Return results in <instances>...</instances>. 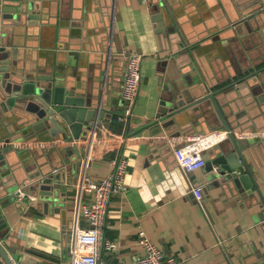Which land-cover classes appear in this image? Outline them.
I'll return each mask as SVG.
<instances>
[{"label": "crops", "instance_id": "obj_1", "mask_svg": "<svg viewBox=\"0 0 264 264\" xmlns=\"http://www.w3.org/2000/svg\"><path fill=\"white\" fill-rule=\"evenodd\" d=\"M146 1L116 0L112 14L113 0H49L38 24L16 36L18 44L22 43L18 51L30 63L57 51L73 53V76L79 84L76 95L86 102L99 99L97 112L105 108L107 113L99 125L96 113L95 130L84 142L81 157L69 155L50 134L41 137L33 132L15 143L18 189L35 179L29 177L34 172L41 179L60 176L47 191L51 200L26 193L24 199H17L25 205L24 211L16 203L5 209L12 237L6 247L16 261V256L26 255L39 264H70L68 249L72 228L78 223L76 209L91 199L80 185L86 178L102 181L114 170L116 160L126 158L125 186L110 198L103 231V241L117 245L114 250L101 246L106 264H135L143 253L141 229L178 264H264V220L259 217L264 213L261 104L257 100L246 103L234 92L218 97L226 120L236 126L234 132L249 140L245 151L259 190H241L223 176L215 183L204 167L185 173L175 159L176 147L208 146L205 158L226 132L188 141L181 128H163L158 118V80L169 83V71L180 70L179 63L188 54L201 77L222 81L211 90L242 77L249 65L264 60V4L239 32L236 26L244 25V15L252 10L246 5L240 9L236 0H163L169 16L162 18V27L152 19ZM169 25L174 32L168 30ZM177 38L189 52L183 61L171 64L175 54L184 53ZM133 52L142 56V77L132 115L123 121L126 54ZM209 115L220 124L212 107ZM20 119V113L0 110V128L12 125V131L21 134L25 124ZM190 121L200 128L206 122L199 116ZM194 129L191 124L188 131ZM79 224L86 226L83 217Z\"/></svg>", "mask_w": 264, "mask_h": 264}, {"label": "water", "instance_id": "obj_2", "mask_svg": "<svg viewBox=\"0 0 264 264\" xmlns=\"http://www.w3.org/2000/svg\"><path fill=\"white\" fill-rule=\"evenodd\" d=\"M48 2L49 0H0V110L20 113L22 119L19 122L25 124L21 134L14 133L12 125L0 128V264H39L26 255L16 256L18 258L16 261L6 247L12 237L9 235L10 226L5 209L11 203H16V207L21 208L20 211H24L25 206L17 200L14 193L20 188L15 180L13 158L17 147L15 143L33 132H39L37 134H41V137L50 134L63 144L69 155L74 153L81 157L85 151L84 142L90 138L93 131L96 113H99L97 125L102 123L107 114L105 108L97 112L99 99L95 102H86L83 97L76 95L79 84L73 76L75 64L73 53L57 51L41 57L40 62L35 60L30 63L18 51L22 43L18 44L16 36L18 34L23 36L29 28L38 24L40 13ZM146 3L153 15L152 19L159 22L162 27V18L169 16L168 13L166 15L164 1L147 0ZM236 3L240 9L246 5L252 10L244 15L242 20L244 25L236 26L237 30L242 32L244 26L249 25L250 19L254 16L253 12L264 4V0L243 2L236 0ZM168 30L174 32L171 25L168 26ZM180 35L183 36V32H180ZM170 39L175 40L173 37ZM177 40L180 43L179 48L184 53L175 54L171 64H174V61H183L184 54L189 52L188 48L183 49L185 46L180 39ZM57 47L59 50L62 49L60 46ZM188 58L189 54L184 62L179 63L180 70L176 67L171 68L169 83L165 84L158 80L161 87L158 118L163 122L162 127L181 128L188 141L200 135L226 132V137L216 146L210 147L209 153L205 155V158H209L204 166L208 179L217 183L220 182L218 177L223 176L227 180L232 179L241 190L242 188L249 190L252 187L259 190L246 156L245 149L249 140L234 132L236 126L226 120L218 97L220 95L225 97L232 92L235 95L239 93L244 102L257 100L264 109V60L259 64L254 62L249 65V72L242 77L211 90L222 81L211 82L201 77L192 59ZM210 107L218 116L220 124L212 121L209 115ZM195 116L204 117L206 122L201 124L202 128L190 121ZM189 123L196 127L194 131H188L191 126ZM162 127L159 126L156 130L159 131ZM196 130L198 134L195 133ZM96 131L98 132L97 127ZM160 137L163 138L164 135ZM228 143H231V147ZM249 152L250 150L247 151L248 154ZM65 162L69 163L67 159ZM37 176L36 172L29 176L35 179L31 183H25L23 190L31 196L38 195L41 200H51L46 196L47 191L54 180L60 181V176L43 179L36 178ZM259 217L264 220V213Z\"/></svg>", "mask_w": 264, "mask_h": 264}, {"label": "built area", "instance_id": "obj_3", "mask_svg": "<svg viewBox=\"0 0 264 264\" xmlns=\"http://www.w3.org/2000/svg\"><path fill=\"white\" fill-rule=\"evenodd\" d=\"M113 3L112 14L115 11L116 0H113ZM112 17L114 18V15ZM109 50L111 51V47ZM126 57L127 67L121 89L124 108L120 119L123 121L132 115L142 77V56L133 52L126 54ZM94 130L95 128H93ZM206 148L208 146L200 144L176 148L174 156L183 171L191 173L206 165L207 161L203 156ZM127 169L128 160L120 158L115 161L114 170L102 181L95 182L86 178L80 185L84 192L89 193L91 199L88 203L78 205L76 209L78 223L72 228L68 249L70 264H106L100 255L101 246L104 245L107 250L116 249V243L110 240L103 241V231L109 216L110 198L113 193L123 190ZM195 193L197 194V189H195ZM26 195L23 189H18L16 192L18 200L24 199ZM80 217L84 218L86 226L82 227L79 224ZM139 244L143 253L137 257L135 264H178L177 259L173 256H166L163 250L150 240L143 229L139 231Z\"/></svg>", "mask_w": 264, "mask_h": 264}]
</instances>
